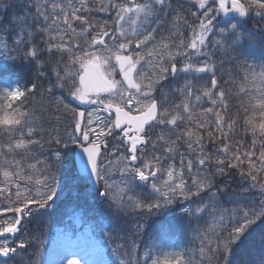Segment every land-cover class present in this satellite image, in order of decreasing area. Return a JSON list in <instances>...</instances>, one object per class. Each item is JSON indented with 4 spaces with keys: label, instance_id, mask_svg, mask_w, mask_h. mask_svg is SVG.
<instances>
[{
    "label": "snow or ice",
    "instance_id": "6c2138e0",
    "mask_svg": "<svg viewBox=\"0 0 264 264\" xmlns=\"http://www.w3.org/2000/svg\"><path fill=\"white\" fill-rule=\"evenodd\" d=\"M255 33L264 0H0V59L23 73L0 89V264H53L29 225L85 176L121 241L106 264H264V66L235 92L217 76ZM166 210L197 233L211 216L198 252L141 256Z\"/></svg>",
    "mask_w": 264,
    "mask_h": 264
},
{
    "label": "trees",
    "instance_id": "16d2710c",
    "mask_svg": "<svg viewBox=\"0 0 264 264\" xmlns=\"http://www.w3.org/2000/svg\"><path fill=\"white\" fill-rule=\"evenodd\" d=\"M238 51L242 53V55L239 56V62L233 61L231 64L226 63L221 67L217 61V76L221 78L222 86L232 87L233 92L238 90L245 76L243 68L247 62V58L252 57L254 54H260V56L257 57H264V55H262L264 54V36L255 33L254 41L242 40L238 42ZM233 55H235V53H233ZM20 75H23V73L18 66L12 65L10 62L3 65L0 61V81L3 79L17 81ZM229 77L235 81V86L223 84V81L228 80ZM181 83H183V80H181ZM231 102L233 105L232 111L234 113L236 111L235 106L239 104V99L234 95ZM3 139L4 138H0V143L3 142ZM250 139L249 137V140ZM38 178L41 177L38 175L34 176V179ZM64 184L66 186L60 193L57 206L34 219L32 224L29 225L31 230L37 232L41 236L44 242L43 250L52 235L53 228L63 223L66 216L72 211L80 210L83 221L91 224L99 237L105 239L109 244L111 259H115V257L111 255L112 249L115 248L117 244L121 243V241L115 239V232L109 231L110 226L115 227L116 221L110 213L107 202L96 195V188H93L86 180H71L65 178ZM100 190L103 191V188ZM139 190L140 189H137V191ZM126 192H128V189L125 187L124 193ZM176 215L175 211L166 210L161 215L152 218L149 222L151 226L147 229V235L143 236L144 244L140 247L141 256L145 248L151 246L153 241L158 237H164L167 243L172 247H181L184 251L188 252L190 256L192 253L198 252L200 246L199 234L207 232L215 226L211 216L205 214L207 223L204 221L192 222V229L200 230V232L197 233L196 231L190 230L187 224L179 223L176 219ZM160 223L168 224L171 227L161 233L157 228V225ZM245 258L247 259V257Z\"/></svg>",
    "mask_w": 264,
    "mask_h": 264
},
{
    "label": "rangeland",
    "instance_id": "374dc122",
    "mask_svg": "<svg viewBox=\"0 0 264 264\" xmlns=\"http://www.w3.org/2000/svg\"><path fill=\"white\" fill-rule=\"evenodd\" d=\"M222 19H228V18L222 17ZM257 56H260V54L257 55L254 54L252 57L247 58V62L243 68L245 75H249V76L251 75V73L249 72L250 66L252 67L255 73H259L262 70V66H264V57H257ZM0 61L3 63V65L9 63L3 59H0ZM15 86L16 83L9 82L8 80H3L0 83V89L11 88ZM257 86H259V81H257ZM82 180L85 181L86 179L83 178ZM109 182L112 183L113 185L111 189L112 194L118 196L121 193H124L125 185L124 183L121 182V178L118 172H114L112 174V177ZM79 215L80 214L78 211L73 212L70 222H68L65 226H60L55 228L53 236L49 241L48 246L43 252L41 258L42 261H46L47 253H49L55 245L62 246V243H64V248H65L67 245L73 244V242L74 244L82 243L79 247V250L76 251L77 258L82 261H86L87 264H88V258H86V255L82 253V250H87V249L91 250L90 248L97 250L98 256L102 258L105 263L110 260L109 259L111 257L110 252L107 249L108 244L105 242V240L102 237L96 236V234L92 231L90 227L83 226L80 222ZM152 245H154V247L152 248L154 255L157 254L158 251L160 250H173L174 248L182 249L181 247L170 246L164 237L156 238L153 241ZM161 246H164L163 249L161 248ZM252 255L255 256L256 255L255 252H253Z\"/></svg>",
    "mask_w": 264,
    "mask_h": 264
},
{
    "label": "bare ground",
    "instance_id": "6f19581e",
    "mask_svg": "<svg viewBox=\"0 0 264 264\" xmlns=\"http://www.w3.org/2000/svg\"><path fill=\"white\" fill-rule=\"evenodd\" d=\"M82 243L78 244H69L64 248V243H62V246L55 245L49 253L46 255V261L50 260L53 262V264H56L58 260L60 259L62 254L66 253L67 249H72L75 252L79 250V247ZM86 248V247H85ZM91 250H82V253L86 255V258H88V264H101V262L104 260L98 256L97 250L90 248ZM106 264V263H105Z\"/></svg>",
    "mask_w": 264,
    "mask_h": 264
}]
</instances>
